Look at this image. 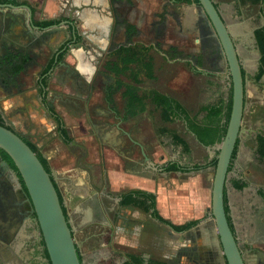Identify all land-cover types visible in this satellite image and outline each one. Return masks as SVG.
<instances>
[{"label": "crops", "instance_id": "crops-1", "mask_svg": "<svg viewBox=\"0 0 264 264\" xmlns=\"http://www.w3.org/2000/svg\"><path fill=\"white\" fill-rule=\"evenodd\" d=\"M19 1L26 2L32 8H34V19L36 21L53 18H62L63 20V16L67 14L72 8V12L76 17V20H74L72 24L76 25L80 38H83L89 49H85L84 47L70 46L68 47V50L66 49L64 52V49L67 47L65 42H67L68 37L72 38L73 29L70 24H62L59 25L58 28L50 30L33 29L31 31L28 28L29 24L27 25L26 23L27 17L24 18V9L17 10L15 14H9L10 18H8V15L6 14L8 12L7 8L3 9V11L0 10V58L4 60L5 66H25L23 72L28 73L32 71L33 80L36 83V87H34L35 89L31 90L25 88L22 90L24 98L28 102H35V100L39 101V76L41 73L43 76H45L51 72L50 68L55 66L58 59L69 63L71 66H78L81 68L80 70L84 72L85 75H87L89 74L88 70L90 69L91 65L84 66L83 63L85 61L83 60H85L86 56L93 57L91 52L95 53L96 51L105 49L109 47L112 42H120L121 40L124 41L128 39L131 44L141 43L150 47L151 54L155 58L156 66H159L158 58L162 56L169 63L179 58L183 60L191 58V66H193V69L194 66H197V71H200L199 66H204L206 63L205 49L207 44H205V31L211 36L215 37L211 31H209L206 21L198 8L199 3L196 0H160L161 3L159 4V10L155 12V15H153L154 17L152 16L150 22H148L149 33L151 34V37L148 41L145 40L146 37L141 38V31L140 34L135 33L134 35L127 34L126 31L127 26L131 24L140 29L139 24L134 20L135 18L133 17L132 12L135 11L136 7H142L141 4L144 0H133L134 7L127 3L129 0H119V7L130 6L129 12L127 13L128 15L126 14L127 17L124 16L126 19L123 18L119 22L114 17L113 0ZM145 1L147 3V0ZM247 1L253 3L258 2L261 11V0H246V3ZM214 2L218 6L226 23L231 27L232 35L235 40H237V38L241 40H248L249 36H252L256 46L255 50L256 53H258L260 60L261 54L255 37V29L264 25V16L262 11V21L253 25V21H239L238 19H235L234 16L239 13L237 11L236 15H234L229 4L222 3L218 0H214ZM231 4L234 6L236 5L238 8L242 7L241 0H232ZM74 8L89 9L85 10V12L82 13L83 15L81 14L82 17L80 18L78 17L79 11L75 10ZM100 8H103L105 11H99ZM2 12L4 14H2ZM158 15L160 17H158ZM117 23H119V25ZM115 27L117 30H115ZM168 33H171V35H168ZM175 34H178V36L181 38L179 40H174L173 37L176 36ZM192 36L195 37L194 42L196 43L197 48L194 49L197 51L192 52V55L190 54L192 56L191 57L189 55L186 56L187 51H184L185 47L183 43L185 38L189 39ZM211 36L210 38H212ZM163 42L168 44L167 47H165L166 50H163L162 47H160ZM236 45L241 58V49L244 52H247L245 47L247 45L245 41H242L241 45L238 43ZM217 50L220 52L218 46ZM220 57L221 55L219 53V58ZM223 59L224 58L221 57L219 62H224ZM224 64L227 66L225 62ZM248 64L249 66H254L253 63L249 62ZM259 64L260 63L257 65L258 68ZM39 66L40 68L37 69ZM255 74L254 79L251 80L252 84H250V87L248 84L249 79L246 77V106L243 122L246 116L247 102L249 100H251L250 105L252 112L255 105L262 107L258 104V101L263 103V99L258 94L256 87H264V75L257 80L255 78ZM156 75H158L157 68ZM128 84L133 86L135 85L132 83ZM156 85L157 82L152 80L146 82L144 85L141 84L139 86L141 87L142 91L145 92L143 93L144 97L148 98L149 100L146 101L147 103L145 102V104H147L145 111L141 114H138L134 118H130V115L126 114V108L121 106L122 92L115 93V103L114 105L112 104V106H108L106 102H103V108L101 110L97 108V106H91V108L93 107V110L95 109L96 114H108L110 109H118L123 113V117L125 118L120 127H117V125L114 123L111 125L97 123L98 125L95 126V129H91L92 133L90 134L95 135V138L98 140L97 156L91 155V152L83 142L84 139L89 137L85 132V128L80 129L78 126L75 127V131L77 134H80L81 140L77 137H74L72 142L68 144L77 146V148L81 145L79 149L81 154L77 156L76 164L72 160L69 162V160H67V153L64 152V150H60V148L59 150L58 148L51 149L49 146L47 148L42 146L40 143H37V150L39 153L41 152L44 155L50 164L51 172L55 175V183L58 191L62 195L67 213L74 214L76 216H87L88 214L92 215L97 213L100 211L99 209L102 210L105 208L104 203L102 202L98 205L90 203L92 205H89L86 204L85 199L90 198L92 201H94L97 198H102V195L104 194L103 192H108V188L111 191H119V196H116V203L121 208V211L119 218L116 221L117 230L114 228V231L118 232L119 236H121V241L125 243L126 246L135 247L138 245L137 241L141 243V247H144L146 244H151L154 246L158 245L160 251L156 256L159 257V259L162 258L160 260L167 261V259H164L163 257L172 256L173 251L171 249L174 247L175 236L183 237L184 234H188L192 228L184 232H176L169 225L160 222L158 219L153 217L150 211L147 215L146 212L148 211H145L142 208L133 205L121 206L119 203L122 196L131 190L138 189L152 192L156 194L157 208L160 214L165 218L170 219L172 222L176 224H182L191 220L200 219L198 223L200 224V228L197 229L193 227L195 231L189 236L201 238L202 241L206 240L205 242L210 247V249L207 250L210 251V255L212 256L211 262L214 264H220L218 263L221 262L220 258H218L219 261L216 262L215 249L212 247L213 242L210 235L212 230L211 224L214 223V221L212 213H208L211 209L210 204L212 200V185L215 171L211 169V165L202 167V165L206 164L215 155H213L212 151L210 150L212 147L203 144L198 139L197 135L188 128L187 123L183 119H175L171 121L163 120L161 108L157 107L151 96L146 94V91L148 90L147 88H153L157 90L158 88ZM62 86L64 85H61L63 90L61 92L69 91L68 87L65 86V89ZM157 91L173 96L180 100L172 93L163 92L161 90ZM55 92L56 91L51 87L50 94ZM27 106H29V104H27ZM62 107L63 106L60 105L57 106L56 111L65 121L66 118ZM152 107L159 111L162 124L156 127L155 138H153L151 141L147 138L146 132H143L142 120H150L151 116H148V114ZM73 117L77 118L78 116L76 115ZM137 118H139V120H137ZM99 120H103V118ZM177 120H181L185 125L186 130L191 132V134L194 136L197 141L196 143H198L196 144L197 147H200V149L203 147L209 152V157L205 161L187 162L183 161V159L158 160L147 154L151 148L154 150L158 146L161 148V150L167 152L163 142L160 141L162 138L164 139V137H166L169 139L173 148H179L184 154H187V158L190 157V154H192V148L190 146L189 139L181 134L178 128H172L167 125L168 123H173ZM48 123L51 122L43 120L41 123L42 128H46ZM60 126L61 125L59 124V128L61 129ZM66 126H68L67 123ZM51 127L52 124L48 126L47 130H45L46 132H44L42 136L43 138L45 136L48 138L53 135L55 140V134L48 132L52 130ZM162 127L176 131V133L187 142L190 152L185 153L183 151V146L176 144L172 136L168 135L167 133L163 134L161 131ZM89 128H91V126ZM242 133L238 138V150L233 161V167L228 173L226 181L225 195L226 205L228 208V217L231 227L237 236L246 264H264V188L261 189L257 185H251L249 178L251 169L249 168L248 163H246V165L243 164L244 155L247 153V151H251L253 152V157H256L257 161H259L261 166L264 167V158H261L258 152V137L261 134L264 135V132L260 130L253 131L249 129L245 134ZM82 134L85 135L82 136ZM158 136L161 139H158ZM252 136L255 139V145L253 147L248 146L247 144V140ZM46 137L44 139L46 140L47 145H50L53 140L51 138L46 139ZM113 152H117V155L119 156L117 159L110 158L113 156L115 157ZM198 165L199 167H197ZM185 167L186 169H184ZM172 173L175 175L177 174L176 177L181 178V180L178 179L179 181H177L176 177H172V175H170ZM106 175L109 177V180H106ZM167 175H170V178L172 179L169 181V183L167 182ZM235 179H242L243 181L247 182V185L242 189H239L233 184V180ZM250 187V191L253 192L242 191ZM179 191H184L185 194L179 197ZM99 193H102V195H99ZM104 196L107 197V194L105 193ZM108 196H110V194H108ZM257 207H260L263 210V214L259 215V213H257V211L260 209L259 208L257 210ZM131 213L133 214L130 216ZM204 216H207V218L203 219ZM15 217L16 216L10 214L7 228L8 231L14 234L16 238L15 241L12 242V246L13 248L15 247L14 249L17 252V258H14V261L10 264H50V261L45 258L43 254L41 256L39 255L37 259L31 258L24 254V251L26 252V250H28L30 247V234L26 228H21L20 222L18 220L19 218L15 219ZM147 217L150 219H146ZM144 224H153L154 229H152V237H143L144 234L142 233L141 229L144 231ZM35 233L39 235L38 230L37 232L35 231ZM0 245H3L2 242ZM163 246L165 247V250L161 253V248H163ZM203 246L206 248L208 247L206 244H203ZM218 248L219 247H216V250ZM200 264L202 263L200 262Z\"/></svg>", "mask_w": 264, "mask_h": 264}, {"label": "rangeland", "instance_id": "rangeland-1", "mask_svg": "<svg viewBox=\"0 0 264 264\" xmlns=\"http://www.w3.org/2000/svg\"><path fill=\"white\" fill-rule=\"evenodd\" d=\"M221 1L222 3H227L231 6V11L236 15V12L238 11L239 14H237L235 19H238L239 21H253V25L256 23H259L262 21V16H261V11H260V5L258 2H250L247 1L244 2L243 7H237L236 5L234 6L232 3V0H218ZM231 2V3H230ZM160 0H144L141 4L142 7H136L135 11L132 12L133 17L135 18V22L139 24L140 31L142 32V37H146L145 40L148 41L149 38L151 37V34L149 33V24L151 18L153 15H155V12L159 10V4ZM166 10V8H165ZM172 10V9H171ZM244 12L242 13V11ZM173 11V10H172ZM66 12V11H64ZM154 12V13H153ZM171 12V11H169ZM143 13V15H142ZM8 15V18H10L9 14H14V12L8 11L6 13ZM151 14V15H150ZM164 14V13H163ZM150 15V16H149ZM162 15V13H161ZM154 17V16H153ZM158 17H160L158 15ZM164 20V16H163ZM171 20V19H170ZM251 25V24H250ZM164 27V26H163ZM168 35H171V33H168ZM176 35V34H175ZM181 37L178 36V34L173 37L174 40H179ZM194 36H192L189 39L185 38L184 41V51H187V55L191 56L192 52H196L197 50L194 48H197L196 43L194 42ZM245 41L246 49L247 52H244L241 49V58L242 61L246 64L245 69L247 70L248 73V84L250 87V84H252L251 80V74H254L258 70V63H259V57L258 53H256V46L254 43V40L252 39V36H249L248 40H241L237 38L238 44L241 45V42ZM169 43V42H168ZM167 43L163 42L160 47H162L163 50H166L165 47H167ZM211 47H206L205 53H208L210 51ZM214 48H212L211 52L213 51ZM201 50V49H200ZM216 51V49H214ZM210 56H205L206 58V63L204 66H199L200 71L194 70L193 66H191V58L189 59H176L173 62L169 63L164 59V57H159L158 58V65L157 66V74L159 76V80L157 83V88L163 92H168L172 93L175 96H177L193 113L197 112L200 106L204 103H209L213 102L216 100L220 95L223 96V99L227 100L230 94V86H229V70L228 67L224 64V62L221 63L220 66H216V58H219V56L216 53L211 54ZM191 54V55H190ZM192 57V56H191ZM248 61V62H247ZM253 63L254 66H249L248 63ZM37 67V69H39ZM228 70V71H227ZM9 73V72H8ZM8 73H5V75H8ZM217 73V74H216ZM10 74V73H9ZM24 74V75H23ZM23 74H20L18 76V86L13 88L14 91L11 90H6L4 83L5 75H3L2 80L0 79V108L3 112H10L15 106V104H21L23 101L22 98H18L17 92L20 90L26 89H35L36 83L33 80V73L31 72H24ZM7 81V80H6ZM8 84V83H7ZM59 82L57 80L53 81L52 88L53 90H56L57 92L63 91L61 86L58 85ZM151 84V83H149ZM153 84V83H152ZM30 87V88H28ZM65 88V86H62ZM66 89V88H65ZM256 90L258 94L262 97L263 103L258 101L259 106H254L253 112L251 111V100L247 102V107H246V116L243 122V133L245 134L247 130L251 129L253 131L255 130H260L264 132V87L259 86L256 87ZM20 91V92H21ZM95 94L93 95V98L91 100V106H97L100 110L103 108V102L101 101L100 97H98V92L99 90H95ZM25 99V98H24ZM35 102H37L35 100ZM34 103V102H33ZM23 104V103H22ZM59 106L56 104V107ZM34 108L31 107L28 112H30V117L36 118L38 120L39 116L42 117L41 115L33 112ZM63 113L65 115V122L68 124V127L72 130L71 136L72 138L77 137L80 139V134L75 131V127L79 124L78 120L80 118V115L75 113V110L71 107L70 108H63ZM90 113H89V118H87V121L85 122L87 128L85 129L86 134H88L89 137L87 139H84L83 142L85 146L89 149L91 152V155H98L97 150H98V140L95 138V135L90 134L92 133L91 124V119H102V117H96V115L93 112V107L89 108ZM16 115H19L16 113ZM78 116L77 118H74L73 116ZM86 115V114H85ZM84 115V116H85ZM150 117V120L143 119V132H146L147 138L150 139L151 141L153 138H155V133H156V127L162 124V121L160 119V114L158 110H155L153 107L151 108L148 116ZM28 116V115H27ZM82 116V114H81ZM7 117H12V116H7ZM29 117V116H28ZM26 117V118H28ZM45 118H42L43 120ZM24 118H21L20 122L16 124H20L21 121H23ZM111 122L113 119H111ZM139 120V118H137ZM11 121V119H10ZM90 121V122H89ZM14 122V120H13ZM15 123V122H14ZM52 124V130L48 131L51 134H55V140L54 136H52V142L49 145L51 149L54 148H60V150H64V152L67 153V157L70 162L72 160L76 164V158L79 156L80 153V148H77V146L71 145H64L61 140L57 137V132H56V125L55 123H48L46 128H42L43 132H46L48 126ZM168 126L172 128H178L181 134H183L186 138L189 139L190 146L192 148V154H190V157L187 158V154H184L179 148H173L172 145L170 144V141L168 138L164 137V139L160 138L158 136V139H161L160 141L163 142V145L165 146V149L167 152H164L161 150V148L158 146L154 150L151 148L150 151L147 152L148 155H151V157L156 158V159H164V160H180L183 159V161H190V162H203L209 157V152L205 148H198L196 144L197 141L194 138V136L191 134V132L187 131L185 128V125L181 120H177L173 123H168ZM249 132V131H248ZM253 133V132H252ZM85 135V134H84ZM82 134V136H84ZM46 137V136H45ZM83 139V137H82ZM81 140V139H80ZM149 141V140H148ZM248 146L253 147L255 145V139L253 136L247 140ZM49 148V149H50ZM157 149V150H156ZM212 151L213 155H216V151L214 148H210ZM115 154V157H110L111 159H117L119 156L117 155V152H113ZM140 153V152H139ZM64 156V155H63ZM243 161L246 165V163L249 164V168L251 169V172L249 173V178L251 181L252 186H259L261 189L264 188V167L261 166V163L257 161L256 157H253V152L247 151V153L243 157ZM65 160V161H67ZM115 163V162H114ZM212 170L215 171V167L212 166ZM213 171V172H214ZM172 177H176L174 173L170 174ZM170 175H167L168 179L167 182L171 181L172 179L170 178ZM180 175V174H179ZM106 180H109V177L106 175L105 176ZM177 178V177H176ZM178 179L181 180V178H177L176 180L179 181ZM229 182V181H228ZM250 188H246L242 191L244 192H253L250 191ZM255 190V189H254ZM108 192H103L99 193V195H102V198H97L94 201H92L90 198L85 199L86 204L92 205L93 204H101L102 202L104 203V207L102 210L99 209L98 211L99 216L94 213V214H88L87 216H82V215H74L67 213L68 217L70 218V222L73 228V235L75 238V241L78 244V247L80 249V252L83 256V263L84 264H128L126 261V254L127 253H132L135 252V254H146L151 257H157V253L160 251L159 246H154L151 244H146L144 247H141V243L137 241L138 245L135 247L132 246H126L125 243L121 241V236H119L118 232L114 231V228L117 230V219L119 218L120 215V207L116 203V196H119L118 193L119 191H111L109 188L107 190ZM105 193L107 194V197H105ZM179 197L181 195H184V191H179L178 192ZM110 194V196H108ZM255 194V193H254ZM112 195V197H111ZM245 195V194H243ZM245 198V197H244ZM75 201V200H74ZM211 207V204H210ZM260 207H257V210ZM96 211V212H97ZM262 209L260 208L257 213L259 215L263 214ZM211 212V209L208 213ZM147 215L149 212H146ZM133 213L130 214V216ZM209 215V214H207ZM207 216H204L203 219H206ZM150 219V218H146ZM146 222V221H145ZM212 227L215 229V233H217L215 224L212 223ZM145 229L144 231L141 229L142 233L144 234L143 237H152V233L154 229L153 224H144ZM195 231L194 228H192L188 234H184L183 237H176L174 239V247H172L173 254L177 256V253H179V256L177 257V260L182 264H194L196 263L195 260L200 261L202 264H211L210 259L212 256L210 255V249L209 245L205 242L206 240L202 241L201 238H196L189 236L193 234ZM216 236V235H215ZM191 237V238H190ZM217 240V236H216ZM184 241V242H183ZM203 244H206L208 247L206 248L203 246ZM169 247V246H168ZM167 247V250H168ZM217 247L218 241H217ZM208 249V250H207ZM165 250V247L161 248V253L162 251ZM170 250V252H171ZM219 253V248L216 250ZM185 252H190L191 255L188 257ZM200 252V253H199ZM161 255V254H160ZM220 257V261L218 262L220 264H224V260L222 256ZM164 259H171L170 257H163ZM174 258V257H173ZM156 259H159L157 257ZM162 259V258H160ZM159 259V260H160Z\"/></svg>", "mask_w": 264, "mask_h": 264}, {"label": "flooded vegetation", "instance_id": "flooded-vegetation-1", "mask_svg": "<svg viewBox=\"0 0 264 264\" xmlns=\"http://www.w3.org/2000/svg\"><path fill=\"white\" fill-rule=\"evenodd\" d=\"M241 0L242 7L244 2L246 0ZM2 4H10V2H4L0 1ZM114 3V17L118 22L124 18V16L127 17V13L129 12L130 6H133V0H129L127 3L130 5L128 7L121 6L119 7V0H113ZM27 4V3H26ZM17 5H25V4H17ZM29 5V4H28ZM119 7V8H118ZM131 7V8H132ZM7 8L8 11L11 13L14 12L12 8L5 6L3 9ZM24 18L27 17V10L24 9ZM73 9L71 8L70 11H68L67 14L71 13ZM244 10L242 11V13ZM16 12H14L15 14ZM34 10H33V18H34ZM2 14H4L2 12ZM72 14L75 16V14L72 12ZM127 14V15H126ZM264 16V15H263ZM64 18V16H63ZM62 19V18H61ZM67 19V18H65ZM126 19V18H124ZM37 21L34 19L33 23L37 25ZM27 25L29 24V19L27 17ZM73 23V22H72ZM119 25V23H117ZM73 25V24H72ZM39 26V25H37ZM40 27V26H39ZM28 28L32 31L34 28H31L30 25H28ZM41 28V27H40ZM116 28V27H115ZM114 28V29H115ZM43 29H53V25L49 27H43ZM73 29V28H72ZM41 30V29H38ZM117 30V28L115 29ZM136 31H131L128 29L127 26V34H140V29L135 28ZM116 33V31H115ZM206 34V40L205 44H207L208 47H211L210 51L208 53H205V56H210V52L212 48L216 49V51L213 49L214 52H211V54L216 53L219 56V51L217 50V39L213 36H211L208 32L205 31ZM210 36L212 38H210ZM234 39V38H233ZM235 44H237V40H235ZM67 47L64 49V52L66 49L68 50V47H82L79 46L78 44L83 43L84 48L88 49V45L84 42L83 38H80V35L78 33V30H74L72 33V38L68 37L67 42ZM137 44V43H135ZM141 44V43H139ZM128 45H133L131 42L126 39V40H121L120 42H112L109 47L105 49H101L100 51H96L95 53L91 52V55L93 57H85V61L83 64L84 66L88 65L90 66V69L88 70L89 74L85 75L84 72H82L78 66H71L69 63H66L60 59L56 62L55 66H52L50 69L51 72H49L47 75L43 76L42 73L39 76V82H38V90L40 86V95L38 96L37 102H28L24 99V94L23 92L19 91L17 92L18 98H22L23 101L21 104H15L13 106L12 110L10 112H6V116L4 115L5 112H3L0 108V111L3 114L4 117V123L9 126L11 129L21 133L23 137L25 138L26 141L32 143L36 149L38 146L36 145L37 143H40L42 146H45L48 148L49 145H47L46 140L42 137L44 132L42 130L41 123L43 120L51 123L56 124V132H57V137L61 140L63 144H70L73 140L71 136L72 130L66 126V122L61 118L60 114L56 111V104H59L60 106H63L64 108L71 107L75 110V113H78L80 115V118L78 120L79 124L77 125L80 129H86L87 126L85 122L87 121V118H89V113H90V107H91V100L93 98V95L95 94V89L99 90L98 92V97H100L102 102H106L108 106H112L115 103V93L122 92L121 96V106L126 108V114L130 115V118H134L138 114H141L145 111L147 104H145V109H141L139 104H136L135 114H128V103H129V95H125L128 90V86H133L129 85L128 83L135 84L134 87H137L139 95L143 96L144 91H142L141 87H139L141 84H145L146 82L154 80L155 82L158 83L159 76L156 75V62L154 56L151 54V48L149 47V53L152 55L153 60H154V74L155 77H147L145 73L142 70L137 69L139 72V79L141 80L139 83L133 81L131 77L128 76L130 71H125L122 73H117V70L114 69L113 66V61H116V56L115 52L119 47L121 46H128ZM89 50V49H88ZM219 52V53H218ZM221 55V53H220ZM208 56V57H209ZM221 57H223L221 55ZM220 58H216L219 60H216V66H220L221 63L219 62L221 60ZM224 58V57H223ZM197 59V58H196ZM73 61V60H72ZM112 62V63H111ZM6 63V62H5ZM86 63V64H85ZM243 63V76L245 78V84H246V77L248 78V73L247 70L245 69V63ZM94 65V66H92ZM121 66V64H119ZM139 66V65H134ZM18 66H5L4 65V60L0 58V79L2 80L1 77L5 75V73H8V75H5L7 77L5 79L4 85L6 90H13V88L18 86V76L20 74H23L24 72V67L21 66V69L18 71H15V68ZM20 67V66H19ZM43 67V66H42ZM92 67V69H91ZM194 69L197 70V66H194ZM259 69V68H258ZM228 71V70H227ZM229 72V71H228ZM256 73V72H255ZM254 73V74H255ZM217 74V73H216ZM254 74H251L250 79H254ZM24 75V74H23ZM229 77V76H228ZM7 80V81H6ZM57 80L59 82L58 85H64L68 87L69 91H64V92H56L50 94L51 92V87L53 84V81ZM128 82V83H127ZM8 83V84H7ZM122 84V85H121ZM231 79L229 77V88L232 89L231 87ZM1 85V84H0ZM148 86V85H147ZM148 90L146 91V94L148 96H151L153 92L159 90V89H153V88H147ZM144 97V102L149 100L148 98ZM23 103V104H22ZM147 103V102H146ZM29 104V106H27ZM26 106V107H25ZM44 106V107H43ZM1 107V106H0ZM34 108L33 112L41 115L42 117L39 116L38 120L35 118L30 117V112H28L27 109ZM94 114L96 117H102L103 120L99 119H91V129L94 128L95 126L98 125L97 123H102L103 125L106 124H112L114 123L117 125V127H120L122 124L123 120L125 118L123 117V113L120 112L118 109L117 110H112L104 114H96L95 109L93 110ZM18 113L19 115H16ZM82 114V116H81ZM86 114V115H85ZM29 117H28V116ZM85 115V116H84ZM7 116H12V117H7ZM28 117V118H26ZM21 118H24L23 121H21L20 124H16L20 121ZM42 118H45L41 120ZM111 119L113 121L111 122ZM11 119V121H10ZM14 120V122H13ZM62 121V123H61ZM99 121V122H98ZM111 122V123H109ZM59 124L61 126H64L66 129V135H64L59 128ZM60 126V127H61ZM93 126V127H92ZM53 136V135H52ZM51 137H46V139H52ZM81 146V145H80ZM78 146V148H80ZM42 158L46 160L44 155L40 152ZM0 243L2 242L3 245H0V264H10L13 262L14 258H17V252L15 251V247L13 248L12 242L15 241V236L14 234L10 233L8 231V220L10 219V214L13 216H16L15 219H18L20 222V226L23 229H27V231L30 234L29 237V245H30V250L24 251V254L28 255L31 258L37 259L38 256L44 255L45 258L48 256L46 255V247L45 243L42 239H40V235H37L35 231L40 230L38 222L34 219L35 218V213L32 211V206L31 203L28 200V194L27 191L25 190V187L23 185V182L21 178L19 177L18 172L12 167V165L8 162V160L4 157L3 152L1 151L0 148ZM3 161H6L9 164V168L5 167L3 165ZM47 166L49 168V172H51V167L49 162L46 160ZM52 173V172H51ZM15 175L19 177V181L22 184V186L17 185V181L15 179ZM22 214V215H21ZM99 216V213H96ZM69 218V217H68ZM70 219V218H69ZM193 228V227H192ZM187 231V230H186ZM8 243V244H6ZM135 254V253H134ZM185 254L189 257L191 255L190 252H185ZM139 255V254H138ZM141 256L145 259L147 262L149 259H156L155 257H151L146 254H141ZM179 256V253H177V256L175 254L171 256V259L164 261L166 263H171V264H182L179 259L177 260V257ZM174 257V258H173ZM126 261L129 259L128 256L125 257ZM211 261V259H210ZM196 263L194 264H200L197 260H195ZM211 264H214L211 262Z\"/></svg>", "mask_w": 264, "mask_h": 264}, {"label": "water", "instance_id": "water-1", "mask_svg": "<svg viewBox=\"0 0 264 264\" xmlns=\"http://www.w3.org/2000/svg\"><path fill=\"white\" fill-rule=\"evenodd\" d=\"M198 3V8L209 31L218 39L217 46L224 57L223 61L227 64L232 87V108L226 133L220 142L210 146L217 150L211 213L217 230L219 253L224 264H246L237 236L231 227L225 205L228 171L237 140L243 131L242 123L246 106L243 63L233 39L231 27L226 23L214 0H198ZM5 6L12 8L14 12L26 9L30 27L43 29L33 23V8L30 5L0 3V9ZM74 9L79 11L78 17L81 18V14L89 8ZM99 11L105 10L100 8ZM74 20L76 17L72 12L65 14L62 21L53 25V29L62 24H70L74 31L77 29L75 24L72 25ZM78 45L84 47L83 43ZM0 148L11 157L19 172L32 211L35 213L34 219L40 228L38 234L45 243L48 252L47 259L50 264H83L79 257V247L73 235L70 219L67 218L63 209L64 201L61 202L55 185V175L46 169L40 157L21 133L2 124H0ZM2 163L5 167H10L6 161ZM19 177L15 175L17 185L22 186ZM194 227L199 229L200 224Z\"/></svg>", "mask_w": 264, "mask_h": 264}, {"label": "trees", "instance_id": "trees-1", "mask_svg": "<svg viewBox=\"0 0 264 264\" xmlns=\"http://www.w3.org/2000/svg\"><path fill=\"white\" fill-rule=\"evenodd\" d=\"M2 1L10 2L16 5L26 3V2H21L19 0H2ZM185 1H190V0H185ZM196 1L198 2V0ZM261 3H262L261 11H262V14L264 15V0H261ZM60 21L61 19L53 18V19L37 21L36 23L41 28H43V27L52 26L54 24H58ZM135 28L136 27L132 24L128 26V29L131 31H134ZM255 37H256L257 44H258L260 54H261L260 60H259V63H260L259 69L257 73L255 74V78L258 80L264 75V25L255 29ZM115 56H116V61H113L114 63L112 67L117 70V73L130 71L128 76L131 77L133 81L138 82V83L141 80L139 79V72L137 71V69L142 70L147 77H151V78L155 77L154 60H153L152 55H150L149 53L148 46L144 44H139V43L128 45V46H121L119 47V49L116 50ZM119 64H121V66H119ZM134 65H139V66L135 67ZM20 69H21V66L20 67L18 66L15 68V71H18ZM125 95L130 96L129 103H128V106H129L128 114L136 113V110H135L136 104H139L141 109L143 110L145 109V102L143 101L144 97L139 95L137 87L128 86V90H127V93H125ZM152 100L156 104L157 107L161 108L163 120L171 121L175 119H183L187 123L188 128L193 133H195L198 139L205 145L211 146L217 142H220L226 133L227 125H228L230 114H231V108H232V89H230V94L227 100L223 99V96L220 95L213 102L202 104L200 108L198 109V111L195 113H193L189 108H187L177 98L161 93V92H158V91L153 92ZM0 124L7 126L4 123V117L1 111H0ZM61 131L64 135H66V129L63 126H61ZM161 131L163 134L167 133L168 135L172 136L176 144L182 145L184 149L183 151L185 153L190 152L189 145L183 138L179 136V134L176 133V131H173L166 127H162ZM238 142L239 141L237 140V144L233 152V157H232V161H231L228 173L231 171L233 167V161L236 157V153L238 150ZM28 144L37 153V155L40 157L41 161L45 165L46 169L49 171L46 160L42 158L41 154L36 149V147L30 142H28ZM1 151L4 154V157L12 165V167L18 172L13 160L7 154V152L4 151L3 149H1ZM258 152L260 154V157L264 158V135L262 134L259 135L258 137ZM216 162H217V157L215 155L206 164L202 165V167L208 166V165L215 167ZM197 167H199V165ZM184 169H186V167ZM233 184L235 187L242 189L243 187L247 185V182L243 181L242 179H235L233 180ZM59 196L62 202L63 198L60 192H59ZM119 203L121 206L133 205V206L142 208L145 211H148V212L150 211L153 217L158 219L160 222H163L169 225L176 232H184L194 227L195 225H197L200 221V219H195V220L188 221L186 223L176 224L172 222L170 219L165 218L164 216L160 214L157 208L156 194L152 192H148V191H143V190H138V189L131 190L122 196ZM225 205H226V195H225ZM63 209L68 218L67 211H66L64 204H63ZM226 210L228 212L227 205H226ZM78 252H79V257L81 261H83V256L79 248H78ZM46 255L48 256L47 251H46ZM126 256H128L129 258L127 260L128 264H171V263H166L161 260H155V259H149L146 262L145 259L141 255L134 254V253H127Z\"/></svg>", "mask_w": 264, "mask_h": 264}, {"label": "bare ground", "instance_id": "bare-ground-1", "mask_svg": "<svg viewBox=\"0 0 264 264\" xmlns=\"http://www.w3.org/2000/svg\"><path fill=\"white\" fill-rule=\"evenodd\" d=\"M213 225L211 224V227H212ZM210 235H211V239H212V242H213V244H212V247H214V249H215V255H216V262H218L219 261V259L218 258H220L219 256H220V254H218L217 253V251H216V247H217V240H216V233H215V229H214V227H212V230H211V232H210ZM215 262V263H216Z\"/></svg>", "mask_w": 264, "mask_h": 264}]
</instances>
